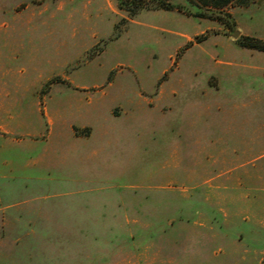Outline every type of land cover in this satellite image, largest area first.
I'll list each match as a JSON object with an SVG mask.
<instances>
[{
    "label": "rangeland",
    "instance_id": "rangeland-1",
    "mask_svg": "<svg viewBox=\"0 0 264 264\" xmlns=\"http://www.w3.org/2000/svg\"><path fill=\"white\" fill-rule=\"evenodd\" d=\"M223 1L0 0V264H264V0Z\"/></svg>",
    "mask_w": 264,
    "mask_h": 264
},
{
    "label": "trees",
    "instance_id": "trees-1",
    "mask_svg": "<svg viewBox=\"0 0 264 264\" xmlns=\"http://www.w3.org/2000/svg\"><path fill=\"white\" fill-rule=\"evenodd\" d=\"M121 1H123V0H121ZM132 1L140 3L141 6L143 4L141 2L142 0H132ZM228 1H230V0H224L223 3L226 4ZM241 4H246V2H241ZM160 7L172 8V6L170 4H164V3H162L160 5ZM241 39H242L241 41H242L243 46H247V47H251V48H255V49L264 51V42L263 41L257 40L253 37H247V36H244Z\"/></svg>",
    "mask_w": 264,
    "mask_h": 264
},
{
    "label": "crops",
    "instance_id": "crops-1",
    "mask_svg": "<svg viewBox=\"0 0 264 264\" xmlns=\"http://www.w3.org/2000/svg\"><path fill=\"white\" fill-rule=\"evenodd\" d=\"M232 129H234V131H235V127L232 128ZM240 143H241V147L240 148H241V151H242L243 155L246 156V158H248V159L251 158V156H249L250 155L249 151L251 150V144L248 143L247 139L246 140L245 139L241 140ZM236 148L239 149L238 146ZM248 162L249 161H245V163H248ZM238 244H239V241L237 239L234 242L230 243V245H233V246L234 245H238Z\"/></svg>",
    "mask_w": 264,
    "mask_h": 264
},
{
    "label": "water",
    "instance_id": "water-1",
    "mask_svg": "<svg viewBox=\"0 0 264 264\" xmlns=\"http://www.w3.org/2000/svg\"><path fill=\"white\" fill-rule=\"evenodd\" d=\"M233 36H234V37H237V36H238V32H235V33L233 34Z\"/></svg>",
    "mask_w": 264,
    "mask_h": 264
}]
</instances>
